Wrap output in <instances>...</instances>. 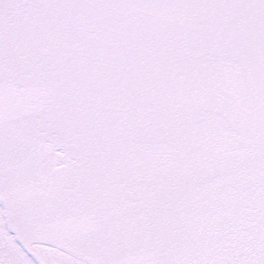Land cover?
<instances>
[{
  "label": "snow or ice",
  "instance_id": "1",
  "mask_svg": "<svg viewBox=\"0 0 264 264\" xmlns=\"http://www.w3.org/2000/svg\"><path fill=\"white\" fill-rule=\"evenodd\" d=\"M0 264H264V0H0Z\"/></svg>",
  "mask_w": 264,
  "mask_h": 264
}]
</instances>
